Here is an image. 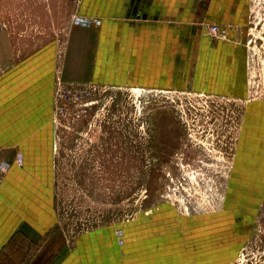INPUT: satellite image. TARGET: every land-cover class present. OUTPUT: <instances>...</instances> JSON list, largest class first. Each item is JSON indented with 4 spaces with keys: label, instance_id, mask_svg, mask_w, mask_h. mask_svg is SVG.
<instances>
[{
    "label": "crops",
    "instance_id": "crops-1",
    "mask_svg": "<svg viewBox=\"0 0 264 264\" xmlns=\"http://www.w3.org/2000/svg\"><path fill=\"white\" fill-rule=\"evenodd\" d=\"M254 3L77 0L76 16L89 24H73L64 52L56 43L21 58L0 52V163H9L8 170H0V264H162L163 258L166 264L221 263L222 240L217 237L227 231L221 218L225 221L228 213L218 208L179 213L169 201L149 218L139 215L128 225L100 227L75 236L73 249L63 246L54 192L57 78L61 71L69 82L246 102L227 184L237 188L244 180L248 193L233 211L237 227L229 224L240 232L254 220L259 193L250 186L260 179L264 184V97L252 99L249 77ZM214 24L225 37L209 32ZM234 171L242 173L234 178ZM244 215L249 219L239 223ZM161 224L172 228L166 233L165 256L158 251L164 246L157 239ZM127 244L137 247V257L127 253Z\"/></svg>",
    "mask_w": 264,
    "mask_h": 264
},
{
    "label": "rangeland",
    "instance_id": "rangeland-1",
    "mask_svg": "<svg viewBox=\"0 0 264 264\" xmlns=\"http://www.w3.org/2000/svg\"><path fill=\"white\" fill-rule=\"evenodd\" d=\"M254 5L249 77L252 99H258L264 97V3L255 0ZM76 11L77 0H0V52L21 58L53 43L64 52ZM57 82L54 192L63 246L73 249L75 236L100 227L128 225L139 215L149 218L169 201L179 213L217 208L228 213L225 221L221 218L227 231L217 237L223 247L220 264H264L261 179L250 186L259 193L254 220L240 232L229 227H237L233 211L248 195L244 180L237 188H227L246 102L212 94L69 82L61 71ZM245 216L239 223L249 219ZM156 229L158 244L164 245L172 228L161 224ZM142 243H136L139 249ZM132 245L127 244L126 251L137 257ZM166 247L158 251L164 255Z\"/></svg>",
    "mask_w": 264,
    "mask_h": 264
},
{
    "label": "built area",
    "instance_id": "built-area-1",
    "mask_svg": "<svg viewBox=\"0 0 264 264\" xmlns=\"http://www.w3.org/2000/svg\"><path fill=\"white\" fill-rule=\"evenodd\" d=\"M75 22L76 23H81V24H86L87 22L89 23V21L88 20H84L83 18H81V17H77L76 19H75ZM209 32L213 35V36H221V37H225V35L224 34H222V32H221V28H220V26L219 25H211L210 27H209ZM18 161L19 162H22V157L20 156V157H18ZM8 168H9V163H7V162H1L0 163V170L1 171H6V170H8Z\"/></svg>",
    "mask_w": 264,
    "mask_h": 264
},
{
    "label": "flooded vegetation",
    "instance_id": "flooded-vegetation-1",
    "mask_svg": "<svg viewBox=\"0 0 264 264\" xmlns=\"http://www.w3.org/2000/svg\"><path fill=\"white\" fill-rule=\"evenodd\" d=\"M239 173H242L241 171H234L233 177H237ZM230 177V176H229ZM226 193V192H225ZM233 196H231L232 198ZM236 199V198H235Z\"/></svg>",
    "mask_w": 264,
    "mask_h": 264
}]
</instances>
